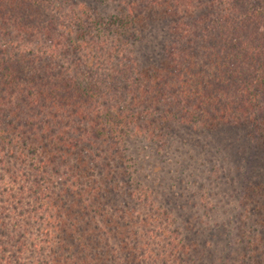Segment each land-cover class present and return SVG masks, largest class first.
<instances>
[{
  "label": "trees",
  "instance_id": "trees-1",
  "mask_svg": "<svg viewBox=\"0 0 264 264\" xmlns=\"http://www.w3.org/2000/svg\"><path fill=\"white\" fill-rule=\"evenodd\" d=\"M96 1L0 0V264H182L131 144L181 122L264 147V0ZM155 21L171 39L142 67ZM245 198L244 264H264V180Z\"/></svg>",
  "mask_w": 264,
  "mask_h": 264
},
{
  "label": "rangeland",
  "instance_id": "rangeland-1",
  "mask_svg": "<svg viewBox=\"0 0 264 264\" xmlns=\"http://www.w3.org/2000/svg\"><path fill=\"white\" fill-rule=\"evenodd\" d=\"M76 1L91 8L97 4ZM170 39L169 22L150 23L134 48L140 65L159 63ZM131 154L135 182L179 232L187 253L182 264L245 263V197L264 180V147L248 127L207 129L177 122L163 142L135 141Z\"/></svg>",
  "mask_w": 264,
  "mask_h": 264
}]
</instances>
